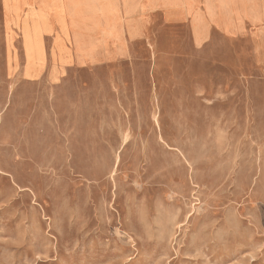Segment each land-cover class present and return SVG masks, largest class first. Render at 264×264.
<instances>
[{
  "label": "rangeland",
  "instance_id": "rangeland-1",
  "mask_svg": "<svg viewBox=\"0 0 264 264\" xmlns=\"http://www.w3.org/2000/svg\"><path fill=\"white\" fill-rule=\"evenodd\" d=\"M68 1L0 0V264H264V0Z\"/></svg>",
  "mask_w": 264,
  "mask_h": 264
},
{
  "label": "crops",
  "instance_id": "crops-1",
  "mask_svg": "<svg viewBox=\"0 0 264 264\" xmlns=\"http://www.w3.org/2000/svg\"><path fill=\"white\" fill-rule=\"evenodd\" d=\"M97 2V7L96 9L99 10V12H102L101 11V8L104 7L105 11H106V8H117V2H114L112 0H95ZM94 1V2H95ZM208 0H206L207 2ZM204 2L205 0H180L179 4H178V8L182 14H188L187 13V10L189 11L190 14L192 13H196L199 12L201 14L202 12V9L205 10V5H204ZM67 5L69 7H71V11L73 10L72 12V15H75V14H86L84 11L85 10H82L81 7L83 6H88V2L85 0H69ZM208 5V3H207ZM75 6V7H74ZM102 6V7H101ZM120 9H124L123 11L121 10V12L123 13H126V14H130V15H145V0H123V2H120ZM118 6V8H119ZM189 6V7H188ZM4 7V5H3ZM101 7V8H100ZM147 8V7H146ZM187 8H192V9H199V10H195V11H192L190 9H187ZM77 10V13L75 12V10ZM149 12L151 11H164V10H167L166 7H164L163 5H158L157 7L155 8H147ZM104 11V12H105ZM48 14H50L51 16H53V13L52 11L48 12ZM63 15V13H62ZM47 19H51V18H48ZM132 28H134V24L132 23L131 26ZM55 28H59V27H55ZM50 29L53 30V27L50 25ZM133 108H131L132 110ZM53 115H55L56 117V114L53 113ZM57 119V118H56ZM59 119V118H58Z\"/></svg>",
  "mask_w": 264,
  "mask_h": 264
}]
</instances>
